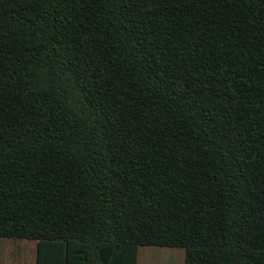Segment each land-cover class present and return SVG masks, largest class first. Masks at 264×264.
I'll return each instance as SVG.
<instances>
[{
	"label": "trees",
	"instance_id": "obj_1",
	"mask_svg": "<svg viewBox=\"0 0 264 264\" xmlns=\"http://www.w3.org/2000/svg\"><path fill=\"white\" fill-rule=\"evenodd\" d=\"M0 239L264 264V0H0Z\"/></svg>",
	"mask_w": 264,
	"mask_h": 264
},
{
	"label": "rangeland",
	"instance_id": "obj_2",
	"mask_svg": "<svg viewBox=\"0 0 264 264\" xmlns=\"http://www.w3.org/2000/svg\"><path fill=\"white\" fill-rule=\"evenodd\" d=\"M7 243V242H4ZM27 248L33 264V245ZM138 264H184V251L170 248H141Z\"/></svg>",
	"mask_w": 264,
	"mask_h": 264
},
{
	"label": "crops",
	"instance_id": "obj_3",
	"mask_svg": "<svg viewBox=\"0 0 264 264\" xmlns=\"http://www.w3.org/2000/svg\"><path fill=\"white\" fill-rule=\"evenodd\" d=\"M7 242V243H4ZM33 245V264H36L37 245L28 241L0 239V264H30L31 259L27 248ZM139 259L137 260L138 264Z\"/></svg>",
	"mask_w": 264,
	"mask_h": 264
}]
</instances>
